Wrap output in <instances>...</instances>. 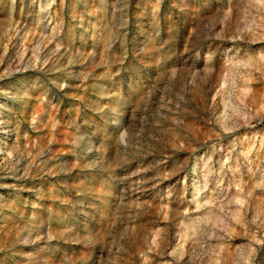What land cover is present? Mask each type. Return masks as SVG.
Masks as SVG:
<instances>
[{
    "label": "rangeland",
    "instance_id": "obj_1",
    "mask_svg": "<svg viewBox=\"0 0 264 264\" xmlns=\"http://www.w3.org/2000/svg\"><path fill=\"white\" fill-rule=\"evenodd\" d=\"M0 264H264V0H0Z\"/></svg>",
    "mask_w": 264,
    "mask_h": 264
},
{
    "label": "bare ground",
    "instance_id": "obj_2",
    "mask_svg": "<svg viewBox=\"0 0 264 264\" xmlns=\"http://www.w3.org/2000/svg\"><path fill=\"white\" fill-rule=\"evenodd\" d=\"M195 190H196V193H197V190H198L197 187H195Z\"/></svg>",
    "mask_w": 264,
    "mask_h": 264
}]
</instances>
